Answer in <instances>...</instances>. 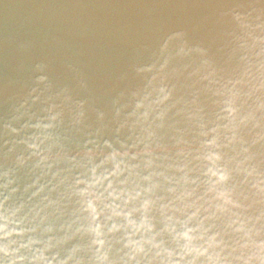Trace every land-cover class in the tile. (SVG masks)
I'll use <instances>...</instances> for the list:
<instances>
[{
  "label": "water",
  "instance_id": "obj_1",
  "mask_svg": "<svg viewBox=\"0 0 264 264\" xmlns=\"http://www.w3.org/2000/svg\"><path fill=\"white\" fill-rule=\"evenodd\" d=\"M0 264H264V0H0Z\"/></svg>",
  "mask_w": 264,
  "mask_h": 264
}]
</instances>
